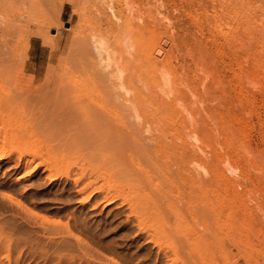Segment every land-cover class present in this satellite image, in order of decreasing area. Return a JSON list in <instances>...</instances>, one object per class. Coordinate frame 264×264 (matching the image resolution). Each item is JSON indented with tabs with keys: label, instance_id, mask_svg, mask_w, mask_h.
<instances>
[{
	"label": "rangeland",
	"instance_id": "obj_1",
	"mask_svg": "<svg viewBox=\"0 0 264 264\" xmlns=\"http://www.w3.org/2000/svg\"><path fill=\"white\" fill-rule=\"evenodd\" d=\"M18 1L0 0V26L9 22L11 28L5 33L0 27V34H9L6 41L0 35V147L4 152L13 148L0 159V264H264V0ZM187 2L194 4L191 11ZM129 11L141 20L129 13L130 18ZM133 24L143 30L128 32ZM189 37L212 46L215 68L207 71L215 70H209L220 86L215 94L225 99L224 110L212 108L211 99L203 104L207 113L215 110L222 117L212 134L216 142L209 146L213 159L207 167L192 158L190 168H166L161 174L169 160L167 147L158 148L151 162L152 155L141 147L130 153L131 145H143L140 139L121 144L126 151H120L114 137L100 140L96 112L91 123L88 119L87 125H80L71 108L87 104L85 90L92 82L100 80L112 97L121 93L127 87V65L139 59L152 65L151 58L166 41L171 65L193 69ZM99 43L111 46V61L97 54ZM140 46L146 50L144 61ZM188 76L192 79L190 72ZM111 83L119 91H112ZM27 86L43 88L25 100ZM136 89L143 92L141 84ZM56 96L60 107L68 103L67 111H72L65 119ZM150 107L140 104L136 112L144 114ZM142 134L136 138L145 140ZM115 143L120 157H129L125 164ZM139 151L152 171L145 173L148 165L143 162L139 167ZM196 168L204 173L199 175ZM180 205L194 207L185 208L188 213L180 208L188 218L180 213ZM172 213L176 220H171ZM206 223L211 237L198 235Z\"/></svg>",
	"mask_w": 264,
	"mask_h": 264
},
{
	"label": "bare ground",
	"instance_id": "obj_2",
	"mask_svg": "<svg viewBox=\"0 0 264 264\" xmlns=\"http://www.w3.org/2000/svg\"><path fill=\"white\" fill-rule=\"evenodd\" d=\"M124 2H126V0H123ZM188 1V0H187ZM193 1V0H192ZM19 4L22 3L24 4L25 1L24 0H19L18 1ZM17 2V3H18ZM155 2V1H154ZM190 2V1H189ZM196 2V0H195ZM194 2V3H195ZM16 3V4H17ZM158 3V2H157ZM176 3V2H175ZM193 3V2H191ZM104 4V3H103ZM102 4V5H103ZM125 4H128V1L127 3ZM187 5V7L190 9H193V5L191 6V4L189 3L188 5V2L187 3H184ZM197 4V3H195ZM136 5V4H135ZM148 5V4H147ZM151 5V4H150ZM199 5V4H198ZM201 5V4H200ZM204 5V4H202ZM127 6V5H126ZM154 6V5H153ZM158 6V4H157ZM196 6V5H195ZM205 6V5H204ZM110 7V6H109ZM128 7V6H127ZM145 7V6H144ZM185 7V6H183ZM197 7V6H196ZM199 8H201L200 6H198ZM139 8V7H138ZM147 8V7H146ZM128 9V8H127ZM129 9H132V6L129 8ZM150 10V9H149ZM186 10V9H185ZM131 11V10H130ZM128 12V14L132 13V12ZM156 13V12H155ZM129 14V15H130ZM133 15V14H131ZM131 15H130V18H131ZM237 18H239V15L235 14ZM234 15V18H236ZM19 16V15H18ZM133 16H137V15H133ZM132 16V17H133ZM209 16V15H208ZM150 17V16H149ZM18 18V17H17ZM152 18V17H151ZM7 19V18H6ZM136 19H139L141 20V17L140 16H137ZM158 19V18H157ZM13 19H11L12 21ZM20 20V19H19ZM18 20V22H19ZM135 20V19H134ZM9 21V20H7ZM6 21V22H7ZM132 21V20H131ZM129 20V22H131ZM160 21V20H159ZM132 22H135V21H132ZM150 22V20H149ZM9 23V22H8ZM3 24V26H0V27H4L2 30V32L4 31L5 33H11V32H8L6 31L9 27H10V23L9 24ZM13 23L12 25L13 26H18L17 24H14V20L11 22ZM137 23V22H136ZM135 23V24H136ZM159 23V22H158ZM157 23V24H158ZM165 23V22H164ZM0 24H2L0 22ZM162 24V23H161ZM250 24V23H249ZM8 25V26H6ZM159 25V24H158ZM165 25V24H164ZM21 26V25H20ZM142 26V25H141ZM139 25H132L130 26V31H133V30H137V31H142L143 30V26L141 27ZM6 27V28H5ZM19 27V26H18ZM24 28V27H23ZM129 28V27H128ZM11 29V28H9ZM188 29V28H187ZM183 30V29H182ZM167 31V30H166ZM168 32V31H167ZM237 32V31H236ZM4 33V34H5ZM185 33V32H184ZM0 34L2 35V37L4 38L3 40L6 39V37L4 36H7L9 34ZM136 34V33H135ZM168 34V33H167ZM162 35V34H161ZM185 36V34H183ZM188 35V33H187ZM159 36V35H158ZM176 36V35H175ZM163 37V36H162ZM167 37H170V36H167ZM166 37V38H167ZM209 37V36H208ZM185 38V37H184ZM190 38V37H189ZM10 39V38H9ZM168 39V38H167ZM171 39V38H170ZM170 39H168L167 41H169ZM176 39V38H175ZM191 39V38H190ZM193 39V40H192ZM192 45L194 46L193 50L190 49H186L188 50V54L191 56V59L193 60L192 63H193V69H186L184 66L182 67H178L175 68L171 65L170 63V54L168 52L170 51H167V47H168V42H164V44H162L161 49L154 54V56L151 58V60L153 59V64L152 65H147V64H143V62L139 60H136L135 62L127 65L125 71H126V75H125V81H126V89L124 90H121L120 92L121 93H116L113 97L112 95L108 94V92L102 88L101 86V81L100 80H96L94 82L91 83V85L86 88L85 90V93H86V98L87 99V104L84 105V106H81L78 105L77 107H73L71 108L72 110H74V114L79 117L80 119V125L82 124L83 126H85V124L87 125L86 122H88V119H89V122L91 123L92 120H90L91 116H93V113L98 115L99 117L95 120H93L94 124H96V127H97V137L100 139V140H107V138L111 139L112 137H114L117 141L116 143L118 142L119 145H117V147L120 149V151H123V148L125 145H121V144H127V140L128 138L131 140V142H128L127 145H131V144H134L132 142H138L139 139L142 141L143 145L140 143V145H131L132 149L129 148L130 150V153L132 154V152L135 150L136 152L139 150L138 148H140V150H142L144 152V154H147L149 153L148 155H156L157 152L156 150H158V153L159 150L158 148L162 149L161 147L164 146V150H165V147H167V150L166 152L169 153L168 157H169V160L167 161L166 159H164L165 161H167L164 165L166 166L165 167V172L161 170V174H164V173H167L166 172V168L169 169L170 171L173 170V172L175 171H178L179 169L181 168H185V167H188L190 168V166H187L189 165L188 163L191 162L192 158H197V159H200V161L203 162L204 167H207L210 162L211 159H213L212 155L210 154V147L211 146V143H212V140L214 138H212V134H216V128L218 126V124H221V119L222 117L218 115L217 111L216 110V107L220 108V107H223V110H224V106H225V99L223 100L224 98V91L222 93V90H221V95L222 97H217L216 96V86H218L219 84L217 82L221 81H217V85H215V82L212 81L214 80L211 76V72L212 71H215V70H212L211 68L214 67L213 65H215V56H212L211 57V54H212V46H210L209 48L207 47V44L205 43H201V41L195 39L194 37H192ZM163 40V39H162ZM179 40V39H178ZM211 40V39H210ZM6 41V40H5ZM175 41V40H174ZM190 41V40H189ZM155 42V41H154ZM170 42V41H169ZM8 43V42H7ZM171 43L173 44V42L171 41ZM171 43H169L171 45ZM188 43V41H187ZM211 43V42H210ZM14 44V43H13ZM12 44V45H13ZM101 44V43H99ZM179 44V43H178ZM11 45V46H12ZM15 45V44H14ZM191 45V44H190ZM211 45H213V42L211 43ZM134 46V45H133ZM188 46V45H187ZM16 47V46H15ZM173 47V45H172ZM175 47V46H174ZM13 48V46H12ZM189 48V47H188ZM191 48V47H190ZM150 49V47H149ZM170 49V48H169ZM97 54L100 56V58H102V55L104 54L105 55V58L107 60V62L111 61L114 54L112 52V48L109 44H101L99 46H96L95 48ZM135 50V49H134ZM157 51V50H156ZM135 52V51H134ZM155 52V51H154ZM187 52V51H186ZM138 53L140 55V57H142L141 60L144 61V58L146 56V50L144 48V46H140L138 47ZM176 53V52H175ZM238 53V52H237ZM136 54V53H134ZM187 54V53H186ZM152 55V53H151ZM213 55V54H212ZM137 56V54L135 55ZM138 57V56H137ZM147 58V57H146ZM173 58V57H172ZM217 58V57H216ZM150 59V58H149ZM133 60V59H132ZM9 61V60H8ZM11 61V60H10ZM191 61V60H190ZM224 62V61H223ZM230 62V61H229ZM227 63V62H226ZM222 65V64H221ZM11 66V65H10ZM29 66V65H28ZM209 66H212L211 68H209V70L211 69L212 71H207L208 67ZM217 66V65H216ZM223 66V65H222ZM31 67V66H30ZM225 67V66H224ZM191 68V67H190ZM215 68V67H214ZM228 68V67H227ZM231 68V67H230ZM31 69V68H30ZM177 69H180L179 71H177ZM217 70V69H216ZM26 71V70H25ZM124 71V72H125ZM188 71V72H187ZM224 71V70H223ZM190 72V76H192V79H189V74ZM225 72V71H224ZM215 73V72H213ZM8 77L10 74H7ZM215 75V74H214ZM213 75V76H214ZM2 76V75H1ZM3 76H6V74H4ZM108 77H111V79L113 80L112 76L107 74ZM216 76V75H215ZM8 77L7 78H4L3 77V81L7 83L8 81ZM40 77V76H39ZM210 77H212V79H210V81L208 80ZM10 78V77H9ZM33 79H35L34 77H32ZM100 78V77H99ZM7 79V81H5ZM31 79V80H33ZM30 80V81H31ZM45 79H43L44 81ZM35 81V80H34ZM31 83V82H30ZM39 83V82H38ZM220 83V82H219ZM9 84V83H7ZM6 84V85H7ZM42 84V83H41ZM112 84V83H111ZM138 84H141V87H142V91H138L136 88L138 86ZM103 85H106V84H103ZM9 86V85H8ZM35 86V85H34ZM110 86V85H109ZM28 87V86H27ZM41 86H38V88H40ZM220 87V86H218ZM217 87V88H218ZM43 88V86H42ZM38 89L37 88L33 89L32 87V90L31 88L29 89L28 87V90L26 91L25 89V92L23 95H25V100H32L31 97L34 96V93L36 91H38L39 93H41V89ZM106 88V87H105ZM224 88V87H223ZM107 89V88H106ZM112 91H115L117 92L118 89H116L115 87H113V84H112ZM137 90V92L135 91ZM141 90V88H140ZM23 91V90H22ZM119 91V90H118ZM44 92L45 91V88H44ZM47 93V92H46ZM45 93V94H46ZM51 93V92H50ZM37 94V93H35ZM48 94V93H47ZM227 94V92H226ZM42 95V94H41ZM219 95V94H218ZM45 96V95H44ZM43 96V97H44ZM229 96V94H228ZM228 96H226L227 100L228 99ZM38 97V96H37ZM48 97H50L48 95ZM57 99L55 98L54 102H57L58 100V96H56ZM233 97V95H232ZM36 98V96L34 97ZM33 98V99H34ZM42 99V97H40ZM47 98V97H46ZM230 98V97H229ZM39 99V98H38ZM37 99V100H38ZM40 99V100H41ZM45 99V98H43ZM51 99V98H50ZM60 99V98H59ZM211 99V102H215V104H213L212 106V103L210 104L212 106V108H215V110H212L211 112H206V110L203 108V104L206 103V100L209 101ZM35 100V101H37ZM47 101V100H46ZM84 101V100H83ZM33 102V101H32ZM49 103V101H47ZM117 102V103H116ZM31 103V102H30ZM114 103L116 104V106L114 105ZM143 103H146L148 105H150V110H146V113L144 114H141V115H138V113L136 112V107L139 106ZM224 103V106L222 105ZM229 103V102H228ZM231 103V101H230ZM44 104V103H43ZM55 104V103H54ZM57 104H59L57 102ZM56 104V105H57ZM68 104V103H67ZM66 104V105H67ZM117 104L119 106L122 107V109L118 110V107H117ZM45 105V104H44ZM47 105V103H46ZM64 105V104H62ZM61 105V106H62ZM64 105L63 108L60 107V104L57 105L59 106V108H61L62 110V118L65 117L66 115V112L69 113L67 110L70 109L68 108V105L66 106ZM117 107L116 109L114 108V106ZM210 105H209V108H210ZM230 105V104H228ZM55 106V105H54ZM120 107V108H121ZM146 107V106H145ZM206 107V106H205ZM208 108V107H207ZM206 108V109H207ZM217 108V109H218ZM229 108V107H228ZM55 109V108H54ZM70 109V110H71ZM138 109V108H137ZM144 109V108H143ZM147 109V107H146ZM142 110V109H141ZM228 110V109H227ZM226 110V111H227ZM40 111V110H39ZM143 112V111H142ZM221 112V110H220ZM58 113V112H57ZM72 113V111L70 112ZM69 113V114H70ZM222 113V112H221ZM227 113V112H226ZM72 114V115H74ZM52 115V114H51ZM222 115V114H221ZM56 114L54 115V119L58 118V117H55ZM45 118V117H44ZM60 118V116H59ZM75 118V116H74ZM93 118V117H92ZM91 118V119H92ZM46 119V118H45ZM61 119V118H60ZM65 119V118H64ZM68 120V118H66ZM69 119H72L69 118ZM131 119V123H127V120ZM78 120V118H77ZM220 120V121H219ZM44 121V120H43ZM69 121V120H68ZM73 121V120H72ZM97 121V122H96ZM71 122V121H70ZM74 122V121H73ZM88 122V123H89ZM224 123V122H223ZM77 124H79L77 122ZM93 124V123H92ZM79 126V125H78ZM91 126V125H90ZM82 127V126H81ZM92 127V126H91ZM221 128L222 125L220 126ZM89 128V127H87ZM95 128V126H94ZM215 128V130H214ZM146 130V131H145ZM138 134H137V132ZM223 131L224 132H227L228 129L227 128H223ZM13 132V131H11ZM16 132V131H15ZM13 132V133H15ZM135 132H136V135H135ZM139 132L140 134L145 133L146 136H144L145 140H142L141 138H136V136L139 135ZM215 132V133H214ZM223 132V133H224ZM220 133V132H219ZM218 131H217V134H219ZM222 133V134H223ZM25 136H28V131H26V133H24ZM95 134V133H94ZM16 135V134H14ZM96 135V134H95ZM144 135V134H142ZM94 136V135H93ZM214 136V135H213ZM219 136V135H218ZM17 137V136H15ZM141 137V136H140ZM215 138L217 137V135L214 136ZM13 138V137H12ZM27 138H30L31 140V135ZM218 138V137H217ZM14 139V138H13ZM16 140V138H15ZM98 140V139H97ZM98 142V147H101L100 146V143L99 141ZM229 140V139H228ZM26 141H29V139H26ZM109 141V140H108ZM113 141V140H112ZM129 141V140H128ZM215 141V139L213 140ZM101 142V141H100ZM115 142V141H114ZM216 142V141H215ZM12 143V142H11ZM101 143H104V142H101ZM110 143V142H109ZM116 143H115V147L114 149L116 148ZM117 143V144H118ZM145 143V144H144ZM220 143V142H218ZM227 145L231 146H235L234 145L235 143L233 141H227ZM14 144V143H13ZM12 144V146H13ZM97 144V143H96ZM108 144V143H107ZM214 144V143H213ZM212 144V145H213ZM113 146V145H112ZM123 146V147H122ZM138 146V147H137ZM127 147V146H126ZM134 147V148H133ZM214 147H215V144H214ZM218 147V148H217ZM113 148V147H112ZM137 148V149H136ZM150 149V152H149V149ZM237 148V147H236ZM117 149V148H116ZM115 149V150H116ZM216 149H220L219 146H216ZM232 149V148H230ZM229 149V150H230ZM13 150V148L10 150V151H7V152H4L3 151V148L0 147V159L2 157H4L7 153H10L11 151ZM101 150V149H100ZM109 150V149H107ZM128 150V152H129ZM133 150V151H132ZM152 150V152H151ZM155 150L156 153H153ZM233 150V149H232ZM114 151V150H113ZM112 151V153H113ZM116 151H119L118 149ZM115 151V152H116ZM118 152L120 155L119 157L121 156V152ZM124 151H126V148H124ZM142 151H139V155H143ZM223 151V150H222ZM236 151H238V149H236ZM235 151V152H236ZM247 152L246 153H249L250 152L248 150H246ZM255 151V150H254ZM127 152V153H128ZM142 152V153H141ZM212 152V150H211ZM220 152V151H218ZM233 152V151H232ZM99 153V152H98ZM136 153V154H138ZM151 153V154H150ZM165 153V151L163 152V154ZM213 153V152H212ZM221 153V152H220ZM234 153V152H233ZM26 154V153H25ZM124 154V153H123ZM122 156H125L126 155H123ZM130 154V155H131ZM134 154V153H133ZM166 154V153H165ZM216 154V153H215ZM9 155V154H7ZM137 155L135 159H143V161L138 160V163H146V164H143L147 167L148 165V160L145 161V159L143 158V156H139ZM150 156L149 161L153 162V159L156 160L157 156L156 155V158L155 156ZM162 155V154H161ZM256 155V154H255ZM118 156V154H117ZM139 156V157H138ZM160 156V155H159ZM165 155H163L162 157H164ZM217 156V155H216ZM114 157V155H113ZM130 157H133V155H131ZM154 157V158H153ZM161 157V156H160ZM161 157V159H162ZM235 157V156H233ZM251 157H255L254 155L252 156L251 154ZM122 157H120L121 159ZM129 158V157H127ZM127 158H122L121 161H123V163L125 164L124 162V159L126 160ZM3 159V158H2ZM160 159V161H161ZM193 159V160H195ZM196 159V160H197ZM116 160V159H115ZM159 160V159H157ZM164 160H162V162L160 163H164ZM132 161V159H131ZM137 161V160H136ZM218 161V160H217ZM118 162V161H117ZM159 162H158V166H159ZM194 162V161H193ZM225 162V160L223 161ZM110 163V162H109ZM195 163V162H194ZM120 164H122L120 162ZM132 164V163H130ZM134 164V162H133ZM153 163H151L152 165ZM191 164V163H190ZM193 164V163H192ZM202 164V163H201ZM227 164V163H226ZM118 165V164H117ZM135 165V164H134ZM132 165V166H134ZM150 165V163H149ZM146 168L148 169L146 172L149 171V169L152 171V167L149 166ZM163 165V166H164ZM195 165V164H193ZM219 165H221L219 163ZM116 166V165H115ZM121 166V165H119ZM141 166V164L139 165V167ZM157 166V167H158ZM162 165H160L161 167ZM197 165L193 166V167H196ZM227 166V165H226ZM99 167V166H98ZM200 167V166H198ZM221 167V166H220ZM144 168V167H143ZM155 168V167H153ZM202 168V167H200ZM116 169V168H115ZM199 168H196L194 171L197 172ZM228 169V168H227ZM144 170V169H143ZM182 170V169H181ZM186 170V169H185ZM193 170H190V171H193ZM200 170V169H199ZM204 170V169H203ZM193 172H190L193 174L192 177H194V175L196 173ZM139 172H142V171H139ZM163 172V173H162ZM186 172V171H185ZM184 172V173H185ZM199 175H201L200 173H202V171H198ZM197 173V174H198ZM204 173V172H203ZM202 173V174H203ZM170 176L171 175V172L169 173ZM174 174V173H173ZM182 174V173H181ZM137 175V174H136ZM166 175V174H165ZM184 175V174H183ZM182 175V176H183ZM181 176V177H182ZM206 176V175H205ZM178 177V176H177ZM184 177V176H183ZM173 178V177H172ZM176 178V177H175ZM174 178V179H175ZM203 178V180H202ZM185 179V178H184ZM189 179V178H188ZM195 179V178H194ZM198 179L203 183L205 182L204 181V177H198ZM208 179V177H207ZM206 177H205V180H207ZM177 180V179H176ZM187 180V178H186ZM234 180V179H233ZM173 180L169 181L170 183H173L172 182ZM191 181V180H190ZM209 181V180H208ZM219 181V180H218ZM244 181V180H243ZM177 183V181H175ZM174 182V183H175ZM180 182V181H179ZM178 182V183H179ZM186 182V181H185ZM188 182V181H187ZM193 182H196L195 180H193ZM199 182V181H197ZM210 182V181H209ZM220 182V181H219ZM234 182V181H233ZM177 183V185H178ZM200 183V182H199ZM185 184V183H184ZM187 184V183H186ZM192 184V183H191ZM181 185V184H180ZM188 185V184H187ZM186 185V186H187ZM190 185V184H189ZM194 184H192L193 186ZM209 185V184H208ZM174 188L173 189H177L178 187L176 185H173ZM172 186V187H173ZM175 186L177 188H175ZM200 186V185H199ZM189 187V186H188ZM187 187V188H188ZM201 187V186H200ZM170 188H171V185H170ZM184 188V187H183ZM186 188V187H185ZM172 189V188H171ZM191 189V187L189 188ZM195 189V188H194ZM188 190V189H187ZM185 191V190H184ZM171 192V191H170ZM151 197V196H150ZM183 197V196H182ZM150 199V198H149ZM152 199V198H151ZM178 199V198H177ZM180 199V198H179ZM153 200V199H152ZM151 200V201H152ZM175 200L174 199V204L175 203ZM178 200H176L177 202ZM182 202V201H181ZM179 202L178 205L181 203ZM188 204V203H187ZM189 206V204L187 205ZM192 208H194L192 205H191ZM189 208L190 210L192 208ZM175 208V207H173ZM179 208V211L180 213L182 212V214L178 215L179 213L177 212ZM176 208L177 210L176 211V214L178 216L181 217L182 216H185L184 219H186V217L188 218V216H186L184 213L187 212L188 213V210L186 211V209L184 207H182L180 205V207ZM180 208H184V213L183 211H181L182 209ZM198 209V208H197ZM174 211V209H172ZM204 210V209H203ZM206 210V209H205ZM172 211V212H173ZM174 211V212H175ZM191 214L192 211H190ZM189 212V213H190ZM195 212V211H194ZM207 212V211H206ZM202 213V212H201ZM209 213V212H208ZM174 213H172L173 215ZM175 214V215H176ZM196 214V213H195ZM205 214V213H204ZM207 214V213H206ZM205 214V215H206ZM172 219L171 220H176V217H178L176 215V217L173 215ZM197 215V214H196ZM200 215H203V214H200ZM204 215V216H205ZM209 215V214H208ZM191 215L189 214V217ZM175 217V219H173ZM179 217V218H180ZM203 217V216H202ZM201 217V218H202ZM206 217V216H205ZM203 217V218H205ZM209 217V216H208ZM202 218V219H203ZM207 218V217H206ZM205 218V219H206ZM182 219V217H181ZM188 220V219H187ZM206 221V220H205ZM209 221V220H207ZM175 222V221H174ZM173 222V223H174ZM179 222V220H178ZM177 222V223H178ZM181 222H184V221H181ZM179 222V223H181ZM187 222V221H185ZM203 222V221H202ZM169 223H170V220H169ZM172 223V221H171ZM170 223V224H171ZM176 223V222H175ZM168 223L166 222V225ZM207 226L205 225L204 229L202 230L201 227L200 229L202 231H199L200 234L198 233V235H201L203 237H209L211 235L210 233V225L209 223H206ZM173 225V224H172ZM220 225V224H219ZM169 226V224H168ZM210 226V227H209ZM170 227V226H169ZM212 231V230H211ZM203 232V233H202ZM211 237V236H210ZM189 239V238H188ZM210 239V238H208ZM189 242V241H188ZM192 242V241H191ZM208 243V242H207ZM186 244H188L186 242ZM191 244V243H189ZM201 246V245H200ZM209 246V245H208ZM188 247V245H187ZM188 263V262H187Z\"/></svg>",
	"mask_w": 264,
	"mask_h": 264
},
{
	"label": "water",
	"instance_id": "obj_3",
	"mask_svg": "<svg viewBox=\"0 0 264 264\" xmlns=\"http://www.w3.org/2000/svg\"><path fill=\"white\" fill-rule=\"evenodd\" d=\"M64 27H65V28H68V24L66 23V24L64 25Z\"/></svg>",
	"mask_w": 264,
	"mask_h": 264
}]
</instances>
